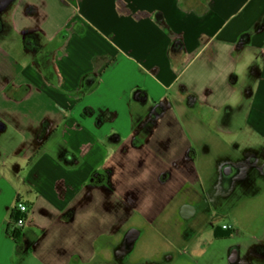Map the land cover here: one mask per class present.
I'll list each match as a JSON object with an SVG mask.
<instances>
[{
	"label": "crops",
	"instance_id": "crops-1",
	"mask_svg": "<svg viewBox=\"0 0 264 264\" xmlns=\"http://www.w3.org/2000/svg\"><path fill=\"white\" fill-rule=\"evenodd\" d=\"M211 124L264 150V0H0V264L88 261L154 220Z\"/></svg>",
	"mask_w": 264,
	"mask_h": 264
},
{
	"label": "rangeland",
	"instance_id": "rangeland-1",
	"mask_svg": "<svg viewBox=\"0 0 264 264\" xmlns=\"http://www.w3.org/2000/svg\"><path fill=\"white\" fill-rule=\"evenodd\" d=\"M236 122H240L238 110ZM238 127V125H237ZM200 176L191 178L154 220L137 215L95 243L93 258L71 264H264V150L241 146L224 127H206ZM250 143V142H249ZM230 169V173L226 171ZM194 212L183 217L180 206ZM231 233L215 238L222 225ZM129 230L136 232L130 242ZM237 247L238 258L230 262ZM22 264V263H21ZM23 264H34L25 261Z\"/></svg>",
	"mask_w": 264,
	"mask_h": 264
},
{
	"label": "flooded vegetation",
	"instance_id": "flooded-vegetation-1",
	"mask_svg": "<svg viewBox=\"0 0 264 264\" xmlns=\"http://www.w3.org/2000/svg\"><path fill=\"white\" fill-rule=\"evenodd\" d=\"M179 212L181 213V215L183 217H190L193 214L194 209L190 205H185V206H182L179 209ZM224 225H222L221 228L230 229V228H224L223 227ZM221 228H216L215 229V231H214V237L215 238H223V236H221V233H222V229ZM134 236H136V232H134L132 230H129L127 241L130 242ZM237 258H238V249H237V247H235V248H232V250L230 252V262H235V260H237Z\"/></svg>",
	"mask_w": 264,
	"mask_h": 264
},
{
	"label": "trees",
	"instance_id": "trees-1",
	"mask_svg": "<svg viewBox=\"0 0 264 264\" xmlns=\"http://www.w3.org/2000/svg\"><path fill=\"white\" fill-rule=\"evenodd\" d=\"M19 216H20V213L18 211L17 206H15L10 213L9 221L7 224V233L15 241L19 240L21 232H22V228H18L15 226V222L17 221ZM221 229H222L221 236L225 237V236L230 235V232H229L230 229H223V228Z\"/></svg>",
	"mask_w": 264,
	"mask_h": 264
},
{
	"label": "built area",
	"instance_id": "built-area-1",
	"mask_svg": "<svg viewBox=\"0 0 264 264\" xmlns=\"http://www.w3.org/2000/svg\"><path fill=\"white\" fill-rule=\"evenodd\" d=\"M16 206L18 208L20 216L17 219V221L15 222V226L18 228H22L26 224V215L28 213V206H27V204L22 203V202H18ZM223 227L229 228V226H227V225H224Z\"/></svg>",
	"mask_w": 264,
	"mask_h": 264
},
{
	"label": "water",
	"instance_id": "water-1",
	"mask_svg": "<svg viewBox=\"0 0 264 264\" xmlns=\"http://www.w3.org/2000/svg\"><path fill=\"white\" fill-rule=\"evenodd\" d=\"M9 1H11V0H3L4 3H7V2H9ZM230 172H231L230 169H228V170L226 171L227 174L230 173Z\"/></svg>",
	"mask_w": 264,
	"mask_h": 264
}]
</instances>
